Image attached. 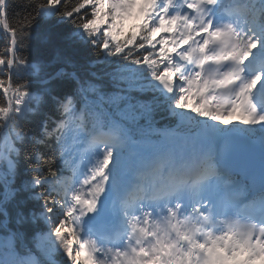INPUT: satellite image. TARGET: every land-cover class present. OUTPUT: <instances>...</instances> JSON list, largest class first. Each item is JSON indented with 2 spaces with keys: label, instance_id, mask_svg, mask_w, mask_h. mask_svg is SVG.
<instances>
[{
  "label": "snow or ice",
  "instance_id": "6c2138e0",
  "mask_svg": "<svg viewBox=\"0 0 264 264\" xmlns=\"http://www.w3.org/2000/svg\"><path fill=\"white\" fill-rule=\"evenodd\" d=\"M0 41V264H264V0H0Z\"/></svg>",
  "mask_w": 264,
  "mask_h": 264
},
{
  "label": "trees",
  "instance_id": "16d2710c",
  "mask_svg": "<svg viewBox=\"0 0 264 264\" xmlns=\"http://www.w3.org/2000/svg\"><path fill=\"white\" fill-rule=\"evenodd\" d=\"M0 47H2V41H0ZM173 124H174L173 121H165V120H161V121H160V125H161V126H165V125L170 126V125H173Z\"/></svg>",
  "mask_w": 264,
  "mask_h": 264
},
{
  "label": "rangeland",
  "instance_id": "374dc122",
  "mask_svg": "<svg viewBox=\"0 0 264 264\" xmlns=\"http://www.w3.org/2000/svg\"><path fill=\"white\" fill-rule=\"evenodd\" d=\"M131 21L130 22H128V24L126 25V30H128L130 27H131Z\"/></svg>",
  "mask_w": 264,
  "mask_h": 264
}]
</instances>
